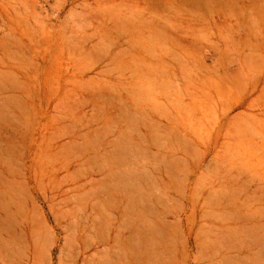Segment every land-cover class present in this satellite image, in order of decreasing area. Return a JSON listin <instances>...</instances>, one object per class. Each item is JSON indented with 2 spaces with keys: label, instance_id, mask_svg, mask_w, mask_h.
I'll return each mask as SVG.
<instances>
[{
  "label": "rangeland",
  "instance_id": "1",
  "mask_svg": "<svg viewBox=\"0 0 264 264\" xmlns=\"http://www.w3.org/2000/svg\"><path fill=\"white\" fill-rule=\"evenodd\" d=\"M142 11L0 0V264H264L263 32Z\"/></svg>",
  "mask_w": 264,
  "mask_h": 264
},
{
  "label": "bare ground",
  "instance_id": "2",
  "mask_svg": "<svg viewBox=\"0 0 264 264\" xmlns=\"http://www.w3.org/2000/svg\"><path fill=\"white\" fill-rule=\"evenodd\" d=\"M75 1V0H74ZM112 1V0H111ZM145 11L142 15H147L146 19H151L152 25L161 20V29L166 28L176 32L180 35L185 34L187 31H193L200 24H205L203 30L209 31L214 27L221 28L229 26L232 30L239 27L241 24L246 23L249 29L257 27L263 32L264 39V0H139ZM115 2V1H114ZM129 2V1H128ZM118 3V2H117ZM124 3V2H123ZM106 5V3H104ZM115 4V3H114ZM121 4V3H119ZM139 4V3H138ZM144 4V5H143ZM127 5V3H126ZM125 5V6H126ZM129 5V4H128ZM118 6V5H117ZM138 6V5H137ZM108 7V6H107ZM111 7V6H110ZM106 8V7H105ZM114 8V7H113ZM115 8H119L116 7ZM123 9V8H122ZM128 9V8H127ZM99 10V9H98ZM103 10V9H100ZM107 10V8H106ZM109 10V9H108ZM119 10V9H118ZM114 11V10H113ZM132 11V9H131ZM118 13V11H116ZM109 13V12H108ZM125 13V12H124ZM121 13V14H124ZM195 14L194 16H191ZM117 15V14H116ZM120 15V14H119ZM138 15V14H137ZM109 16V15H108ZM113 16V15H112ZM140 16V15H139ZM143 16V17H144ZM155 16V17H154ZM224 17V24H216L212 21L214 17ZM117 17V16H116ZM128 17V16H127ZM135 17H137L135 15ZM193 17L202 19V21H195ZM108 18V17H107ZM142 18V17H141ZM221 18V19H222ZM109 19V18H108ZM137 21V20H136ZM149 21V20H148ZM134 22V21H133ZM160 22V24H161ZM228 24H227V23ZM141 23V22H140ZM132 24V23H131ZM144 24V23H143ZM146 24V23H145ZM128 25V24H127ZM126 25V26H127ZM125 26V27H126ZM133 26V25H132ZM138 26V25H137ZM159 27V25H157ZM139 27V26H138ZM244 26H242L243 28ZM135 28V27H134ZM146 28V27H145ZM241 28V31H242ZM147 30V28H146ZM195 32V31H194ZM231 32V31H230ZM233 32V31H232ZM231 32V33H232ZM238 32V31H237ZM157 33V32H156ZM167 33V32H166ZM175 33V34H176ZM241 33V32H240ZM252 33V32H251ZM129 34V33H128ZM135 34V33H134ZM187 34V33H186ZM196 34V32H195ZM243 34V33H242ZM140 35V34H139ZM149 35V34H148ZM222 35V34H221ZM234 35V34H233ZM1 37V36H0ZM189 37V36H188ZM250 37V36H249ZM154 39V38H153ZM185 39V38H184ZM219 39V38H218ZM243 39V38H242ZM186 40V39H185ZM189 40V39H188ZM175 41V40H174ZM220 41V39H219ZM225 41V40H224ZM251 41V40H250ZM173 42V41H172ZM127 43V41H126ZM220 43V42H219ZM228 43V42H227ZM173 44V43H172ZM200 44V43H199ZM218 44V42H217ZM224 44V43H223ZM221 44V45H223ZM229 44V43H228ZM262 44V43H261ZM166 45V44H165ZM220 45V46H221ZM227 45V44H224ZM230 46V45H229ZM224 47V46H222ZM221 47V48H222ZM219 48V47H218ZM228 48V47H227ZM206 49V48H205ZM230 50V49H229ZM137 51V50H135ZM166 51V48H165ZM209 51V50H208ZM167 52V51H166ZM174 52V51H173ZM260 52V51H258ZM177 53V52H176ZM194 53V52H192ZM206 53V52H205ZM196 54V53H195ZM194 54V56H195ZM213 54V52H212ZM211 54V55H212ZM159 55V54H158ZM172 55V54H171ZM176 55V54H175ZM178 55V54H177ZM193 55V54H192ZM164 56V55H163ZM181 56V55H180ZM183 56V55H182ZM219 56V55H218ZM217 56V57H218ZM232 56V55H231ZM159 57V56H158ZM175 57V56H174ZM173 57V58H174ZM209 57V56H208ZM230 57V56H229ZM165 58V57H164ZM168 58V57H167ZM180 58V57H179ZM197 58V57H196ZM211 58V57H210ZM214 58V57H213ZM212 58V59H213ZM170 59V57H169ZM181 59V58H180ZM185 59V58H184ZM183 59V60H184ZM192 59V58H189ZM219 59V58H218ZM147 60V59H146ZM149 60V59H148ZM208 60V59H207ZM210 60V59H209ZM236 60V59H235ZM172 61V60H171ZM175 61V60H173ZM182 61V59H181ZM187 61V60H186ZM212 61V60H211ZM221 61V60H220ZM219 61V62H220ZM167 63V62H166ZM188 63V62H187ZM186 63V65H187ZM163 64V63H162ZM2 65V64H1ZM6 65V64H5ZM164 65V64H163ZM206 65V64H205ZM251 65V64H250ZM7 66V65H6ZM188 66V65H187ZM198 66V64H197ZM209 66V65H208ZM208 66H204L206 69ZM215 66V65H214ZM213 66V67H214ZM218 66V64H217ZM1 67V66H0ZM9 67V66H8ZM145 67V65H144ZM202 67V65H201ZM203 67V69H204ZM210 67V66H209ZM212 67V64H211ZM220 67V66H219ZM153 68V67H152ZM157 68V67H156ZM155 68V70H156ZM169 68V67H167ZM164 69V68H163ZM171 69V66H170ZM217 69V67H216ZM259 69V68H258ZM158 70V69H157ZM172 70V69H171ZM210 70V69H209ZM215 70V68H214ZM221 70V69H220ZM253 70V69H252ZM164 71V70H163ZM161 71V73L163 72ZM169 71V70H168ZM205 71V70H204ZM165 72V71H164ZM210 72V71H209ZM214 72V71H213ZM255 72V71H254ZM167 73V72H166ZM165 73V74H166ZM176 73V72H173ZM257 73V71H256ZM261 73V72H259ZM161 75V74H160ZM168 75V74H167ZM171 75V74H170ZM250 75V74H249ZM166 76V75H165ZM162 77V76H161ZM164 77V75H163ZM176 77V76H174ZM167 79V78H166ZM259 93V92H258ZM261 98V97H259Z\"/></svg>",
  "mask_w": 264,
  "mask_h": 264
}]
</instances>
